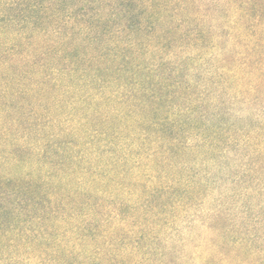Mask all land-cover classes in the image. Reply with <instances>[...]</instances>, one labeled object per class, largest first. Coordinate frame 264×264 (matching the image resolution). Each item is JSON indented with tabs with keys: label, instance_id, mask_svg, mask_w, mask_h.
<instances>
[{
	"label": "trees",
	"instance_id": "obj_1",
	"mask_svg": "<svg viewBox=\"0 0 264 264\" xmlns=\"http://www.w3.org/2000/svg\"><path fill=\"white\" fill-rule=\"evenodd\" d=\"M201 230L264 264V0H0V264H197Z\"/></svg>",
	"mask_w": 264,
	"mask_h": 264
},
{
	"label": "rangeland",
	"instance_id": "obj_2",
	"mask_svg": "<svg viewBox=\"0 0 264 264\" xmlns=\"http://www.w3.org/2000/svg\"><path fill=\"white\" fill-rule=\"evenodd\" d=\"M251 212L252 213L250 215H253L255 213L254 211H251ZM208 238L213 239V238H211L209 231H207V230L202 231L201 230V232H197L194 236L195 243L193 242V243H188L185 245V246H187L186 248L189 251H193V248H192L193 244H198L202 248L200 250V253H199V251H198V253H196L195 262H197V264H199L202 261V258L207 256V252L205 251L204 246L208 245V243H207ZM213 241L216 243H220L218 239H213Z\"/></svg>",
	"mask_w": 264,
	"mask_h": 264
}]
</instances>
